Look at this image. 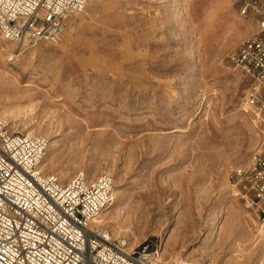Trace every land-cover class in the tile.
<instances>
[{
    "label": "rangeland",
    "instance_id": "1",
    "mask_svg": "<svg viewBox=\"0 0 264 264\" xmlns=\"http://www.w3.org/2000/svg\"><path fill=\"white\" fill-rule=\"evenodd\" d=\"M248 3L264 7L89 0L57 43L0 36V118L54 142L42 165L62 183L80 171L115 180L101 226L129 250L147 241L169 264H264V232L230 181L264 150L232 60L258 30Z\"/></svg>",
    "mask_w": 264,
    "mask_h": 264
},
{
    "label": "built area",
    "instance_id": "2",
    "mask_svg": "<svg viewBox=\"0 0 264 264\" xmlns=\"http://www.w3.org/2000/svg\"><path fill=\"white\" fill-rule=\"evenodd\" d=\"M89 0H0V36L17 48L39 41L57 43L67 19ZM258 30L233 55V67L249 83L248 103L264 124V7ZM48 139L11 131L0 118V264H169L158 243L129 250L93 222L113 203L115 180L95 179L84 171L62 183L40 169ZM236 194L245 201L254 224L264 231V150L230 173Z\"/></svg>",
    "mask_w": 264,
    "mask_h": 264
},
{
    "label": "bare ground",
    "instance_id": "3",
    "mask_svg": "<svg viewBox=\"0 0 264 264\" xmlns=\"http://www.w3.org/2000/svg\"><path fill=\"white\" fill-rule=\"evenodd\" d=\"M0 45H2V44H0ZM17 52H19V54H14V55H12V56H8L9 57V59H13V58H15L16 56H18V55H20L21 54V52H20V49H17ZM10 55V54H9ZM247 97H248V95H247ZM245 108H247V110L249 111H252L253 110V107L248 103V102H245V106H244ZM256 121V120H255ZM9 123H11V121L9 122ZM259 123V122H258ZM255 125H259V124H255ZM251 128V127H250ZM250 130V129H249ZM255 131V130H254ZM29 132L30 133H34L35 131L33 130V129H31V130H29ZM252 132V131H251ZM52 146H54V142H51V141H49L48 142V147H47V149H49V148H51ZM42 168V169H41ZM44 165H42V163H41V165H40V169L42 170V171H44ZM116 183V182H115ZM119 186L116 184V187H115V189H114V192H113V200H114V202H113V204L115 203V201H116V196H117V188H118ZM105 211L106 210H104L98 217H96V218H94V220H93V222H95L96 224H98V225H106V223H108V222H111L110 220H108L107 219V216H106V219L104 218V216L106 215L105 214ZM114 223V222H113ZM121 229H119L117 232H121L120 231ZM264 232V231H263ZM133 234V233H132ZM109 236L110 237H112L111 236V234L109 233ZM126 244L128 245V243H127V241H126ZM174 264H182L177 258H175L174 259Z\"/></svg>",
    "mask_w": 264,
    "mask_h": 264
}]
</instances>
